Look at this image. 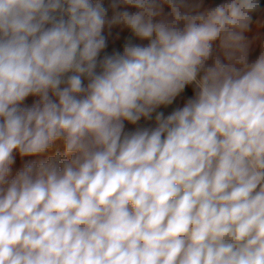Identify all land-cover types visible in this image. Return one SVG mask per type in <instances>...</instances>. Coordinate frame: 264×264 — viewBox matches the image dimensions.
I'll use <instances>...</instances> for the list:
<instances>
[{
	"label": "clouds",
	"instance_id": "clouds-1",
	"mask_svg": "<svg viewBox=\"0 0 264 264\" xmlns=\"http://www.w3.org/2000/svg\"><path fill=\"white\" fill-rule=\"evenodd\" d=\"M203 4L0 0V264H264V8Z\"/></svg>",
	"mask_w": 264,
	"mask_h": 264
},
{
	"label": "crops",
	"instance_id": "crops-1",
	"mask_svg": "<svg viewBox=\"0 0 264 264\" xmlns=\"http://www.w3.org/2000/svg\"><path fill=\"white\" fill-rule=\"evenodd\" d=\"M108 4V0H105V6H107ZM109 16H111V11H109ZM113 31H116V29H113ZM107 28L105 29V34L107 35ZM139 42V41H137ZM146 43V42H145ZM117 47L119 48V50L122 51V47L117 45ZM108 53H111L112 51V45L111 43L109 44V47L108 49L106 50ZM104 55V53H101V57ZM192 90L191 88H187L185 93H183L180 97H177V99L173 102L172 105L168 106V107H164V106H161L159 109H157V111H163L165 113V115H168L173 109L177 108V107H182L185 100L190 97L192 95ZM35 98L33 97H29L27 98L26 100V104L30 105L33 100ZM154 116L155 114H153V120L151 121H145L143 118L141 119V121L139 122L138 125H130V124H125V130L126 131H131V130H135L136 127H154L155 126V120H154ZM22 166L21 164V161L19 160V158L17 159V162L15 165H13V169H12V174L11 176L9 177V179L12 178V176L15 175L16 171L20 169V167Z\"/></svg>",
	"mask_w": 264,
	"mask_h": 264
},
{
	"label": "rangeland",
	"instance_id": "rangeland-1",
	"mask_svg": "<svg viewBox=\"0 0 264 264\" xmlns=\"http://www.w3.org/2000/svg\"><path fill=\"white\" fill-rule=\"evenodd\" d=\"M221 2H222V0H204L203 7L204 8H211V7H214L216 4L221 3ZM261 6H262V8H264V0H261ZM131 10L134 11V9H131ZM165 11L166 12L168 11L167 7L165 8ZM246 36L249 39H253V37L258 36L256 28L253 27L251 32L246 33ZM260 38L264 39V37H260ZM259 42H260L259 39H257L256 43L253 44V46L250 50V54H249V62L254 61L257 58V56L260 54Z\"/></svg>",
	"mask_w": 264,
	"mask_h": 264
}]
</instances>
